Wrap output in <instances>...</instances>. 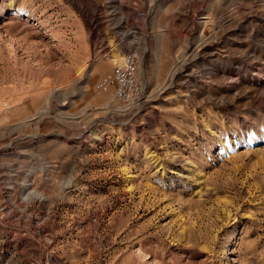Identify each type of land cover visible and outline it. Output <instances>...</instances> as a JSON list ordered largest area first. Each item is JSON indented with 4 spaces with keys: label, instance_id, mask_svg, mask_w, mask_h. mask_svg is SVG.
Instances as JSON below:
<instances>
[{
    "label": "rangeland",
    "instance_id": "rangeland-1",
    "mask_svg": "<svg viewBox=\"0 0 264 264\" xmlns=\"http://www.w3.org/2000/svg\"><path fill=\"white\" fill-rule=\"evenodd\" d=\"M0 264H264V0H0Z\"/></svg>",
    "mask_w": 264,
    "mask_h": 264
},
{
    "label": "built area",
    "instance_id": "built-area-1",
    "mask_svg": "<svg viewBox=\"0 0 264 264\" xmlns=\"http://www.w3.org/2000/svg\"><path fill=\"white\" fill-rule=\"evenodd\" d=\"M139 62L135 52L126 53L113 69L111 77H106L100 83V87L106 88L111 83L116 86L115 98L120 103L132 108L141 102L143 85L138 79Z\"/></svg>",
    "mask_w": 264,
    "mask_h": 264
}]
</instances>
